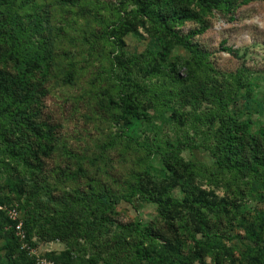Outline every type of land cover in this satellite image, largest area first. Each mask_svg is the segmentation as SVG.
<instances>
[{
	"label": "rangeland",
	"instance_id": "1",
	"mask_svg": "<svg viewBox=\"0 0 264 264\" xmlns=\"http://www.w3.org/2000/svg\"><path fill=\"white\" fill-rule=\"evenodd\" d=\"M190 6L194 7V2ZM136 8L133 0H16L15 13L24 25L32 26L34 16L42 23L39 33L35 30L30 33L31 39L41 38L49 49L47 72L36 74V78L46 91L42 114L55 126L56 141L53 152L42 156L40 167L31 172L0 154L3 201L0 206L17 205L19 218L30 221L32 248L39 258H45L46 254L57 256L69 249L72 264H107L106 261L136 264L133 245L140 237L135 226L153 224L165 231L171 241L172 238L180 241V255L173 254L168 247L161 248L162 253L171 257L170 264H186L185 256L190 257L194 247L192 235L175 219L172 230L177 234L170 232L158 215L157 204L145 200L137 191L132 192L135 175L145 167L149 177H161L163 183L168 180L159 155L146 150L155 136L168 142V147L178 146L183 159L196 165L193 179L196 185L226 203L234 201L240 206L243 220L221 216L220 230L210 241L232 249L233 261L223 258L221 264H247L242 258L246 246L244 228L255 227L254 210L264 208V188L257 180L240 178L234 182L213 164L205 144L209 142L207 132L217 124L204 119L213 105L211 97L199 94V85L191 83L188 85L191 92L199 94L195 106L179 100L162 107L147 104V118L134 119L128 133L121 128L114 102L119 101L122 87L126 86L127 92L138 91L140 98L147 100L153 85L157 87L162 81L156 76L148 78L139 67L147 62H160L158 52L167 44L164 38L156 36L149 22L136 14ZM126 22H132L136 30L122 35V44L121 40L113 39L110 31L117 23L121 26ZM202 25L205 30L192 40L209 53L210 66L202 71L208 75L200 78L204 85H219L223 92L231 76L243 69L244 76L252 81L254 98L264 100V0H237L230 11L213 9L203 16L202 22L186 21L177 29L187 33ZM225 46L238 49L241 56L227 52ZM167 47L165 64L191 61L190 53L181 46L167 44ZM115 56L125 61L124 66L115 63ZM129 58L135 63L127 66ZM178 71L181 76L186 75L183 66ZM68 73L72 74L71 82L67 81ZM241 91L238 102L229 106L231 112L243 119L249 117L254 123L264 121L260 112L244 106V89ZM174 111L179 117L174 116ZM17 180L20 185L14 186L12 183ZM103 186L113 194L125 195L126 200L105 209L108 219L102 230L91 234L92 228L87 229L90 236L74 241L48 239L43 231L49 227L45 218L58 217L66 206L80 209L83 202L76 196L90 199ZM171 194L180 198L182 188L175 185ZM94 218L89 216V223L99 220ZM82 223L84 229L88 223ZM256 227L261 231L260 245L264 246V227ZM196 237L203 239L200 235ZM4 253L5 238L0 236V261L5 260ZM92 256L97 258L96 262L90 260ZM205 263L213 264L211 255H206ZM188 264L199 263L192 260Z\"/></svg>",
	"mask_w": 264,
	"mask_h": 264
},
{
	"label": "trees",
	"instance_id": "2",
	"mask_svg": "<svg viewBox=\"0 0 264 264\" xmlns=\"http://www.w3.org/2000/svg\"><path fill=\"white\" fill-rule=\"evenodd\" d=\"M137 8L135 12L153 27V32L164 38L169 45H178L186 49L191 55V61H174L164 63L169 47L167 44L160 49L158 54L161 61L147 62L140 65L141 71L150 77L161 78L160 85H153L150 89L151 95L147 100L140 98L138 91L127 92L126 86L121 89V95L115 101L119 111L118 119L122 121V130L127 132L131 129L134 119L148 116L147 104L149 106H168L171 102L178 100L185 105L195 106L199 94H207L211 97L212 107L204 119L216 122V127L207 132L209 142L205 149L213 158L220 170L227 173L232 181L246 178L249 182L257 180L264 188V121L259 119L253 122L249 117H237L231 112L229 106L238 102L239 95L244 89L245 105L249 109L257 110L264 116V100L255 99L251 89L252 81L244 76L243 69L231 76V81L225 88L219 89L216 84L204 85L201 77L208 73L202 72L210 66L208 62V51L201 49L192 37L205 30L202 25L198 29H192L187 33H181L177 26L186 21L202 22L203 16L213 9L230 11L237 0H133ZM16 0H0V154L6 155L14 160L16 165L33 171L40 167L42 156L50 155L54 150L56 137L55 126L43 117L42 100L46 93L41 83L38 82L36 74L47 72L49 49L41 38L31 39L30 30L39 33L41 20L34 16L32 26L24 25L22 19L15 13ZM194 2L195 6H190ZM143 22V21H142ZM144 23V22H143ZM135 25L132 22L116 24L110 31L113 39L122 41V35L133 31ZM224 50L234 56L239 55V50L231 46L223 47ZM115 63L124 66L125 61L115 56ZM135 63L133 59H126V65ZM184 67L186 75L179 74V67ZM67 81L71 82L72 74L68 73ZM130 80H127L129 82ZM124 85V81L120 82ZM195 83L200 87V93H193L189 84ZM226 84V83H225ZM143 93H146L143 90ZM174 116L177 111L173 112ZM196 117V116H195ZM178 122H182L177 118ZM159 137V136H158ZM29 138L33 140L30 141ZM164 145V146H161ZM149 153L159 155L164 170L168 173V180L160 181L162 178H151L148 176V167L135 175L132 192L137 191L145 200L157 204V212L167 229L172 230L175 219L184 231L192 235L194 247L191 256H185L186 264L196 260L199 264H206L207 254L212 256L213 264H221L223 258L233 261L232 249L211 243V238L216 236L219 229V218L221 216H232L242 221L240 206L234 202L218 198L193 181L196 174V165L185 161L180 154V149L168 147V142L162 138L152 140L151 145L146 146ZM1 164H4L1 160ZM210 172V175H213ZM163 180V179H162ZM18 186L19 181L12 183ZM179 185L183 195L175 199L171 189ZM131 192V193H132ZM83 202L80 209L64 207V211L58 217L45 218L48 228L44 229L48 239L77 240L81 237L90 236L96 230H102L103 224L108 217L105 209L113 207L121 199L126 200L125 195H116L106 186L102 187L100 193L91 195L90 199L76 196ZM3 203L0 197V204ZM98 211V215L95 212ZM257 223L255 227L244 228L243 238L245 250L242 258L247 264H264V246L261 231L256 226L264 227V208L255 209ZM50 216V215H49ZM95 216L97 222L89 223L88 217ZM94 218V219H96ZM20 219V218H19ZM21 220V219H20ZM22 221V220H21ZM88 223L83 229L82 222ZM0 236L5 238V260L0 264H37L35 257L28 254L22 247V242L29 247L34 246L30 236L29 220L22 221V229L25 233L23 241L16 235L15 220H11L6 212L0 211ZM92 228L91 234L87 229ZM140 239L133 245V256L136 264H170L171 257L162 253L161 248L168 247L173 254L180 255L181 244L177 238L169 239L165 231H161L153 224L139 228L135 226ZM200 235L203 239H198ZM166 245V246H164ZM72 252L64 250L59 255L46 254L47 260L55 264H72L74 262ZM90 260L97 261L91 257ZM107 264H116L106 261Z\"/></svg>",
	"mask_w": 264,
	"mask_h": 264
},
{
	"label": "built area",
	"instance_id": "3",
	"mask_svg": "<svg viewBox=\"0 0 264 264\" xmlns=\"http://www.w3.org/2000/svg\"><path fill=\"white\" fill-rule=\"evenodd\" d=\"M0 210H4V212H6L7 216L11 219V220H15L16 224H15V232L16 235L19 236V238L23 241L24 237H25V233L22 229V221L19 219V215H18V209H17V205H12L9 208H2L0 206ZM22 247L24 249H26V251L28 252L29 255L35 257V262L37 264H55L52 261L47 260L46 258H39V256L37 255V252L35 249L29 247L27 245V243H25L24 241L22 242Z\"/></svg>",
	"mask_w": 264,
	"mask_h": 264
}]
</instances>
